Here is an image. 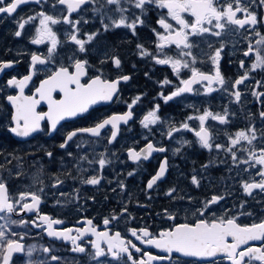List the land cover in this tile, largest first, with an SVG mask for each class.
<instances>
[{
  "label": "flooded vegetation",
  "instance_id": "af4514ba",
  "mask_svg": "<svg viewBox=\"0 0 264 264\" xmlns=\"http://www.w3.org/2000/svg\"><path fill=\"white\" fill-rule=\"evenodd\" d=\"M243 1L248 3L245 4ZM9 2L10 0H5V5ZM226 2L227 0H221L222 4ZM53 4H56L55 8L52 7ZM102 4H104L103 1L87 4L82 6L79 12L72 13L71 19H83V31L78 38L87 39L86 34L98 33L90 43L85 45L86 52H78L76 49L78 46L70 40L71 25L63 22L51 25L57 37L64 39L63 44L67 40L68 45L59 47L58 44L50 57L49 64L36 66V74L25 88V95H32L40 82L57 67L63 65L73 71L71 65L76 59L88 61V76L84 77L82 82L97 75L107 80H116L124 75L131 78L128 81H121L118 86L119 91L111 101H99L91 105L89 110L82 115L62 120L54 132L51 131L50 122L45 121L42 123L44 130L33 133L29 137H18L10 131V128L14 126L12 121L14 108L6 97L18 94L19 89L8 86L7 81L14 77L21 79L29 75L32 55L49 58L48 49L51 44L50 41L43 44L31 43L39 28V17L25 25L20 37H16L14 33L19 30L18 22L26 20L29 16H35L43 11L62 20L63 15H67V10L65 6L56 3V0H40V3H35L33 0V2L19 6L12 15L0 14V61L12 62V67L0 72V164L5 166L0 170V175L7 183L10 197L16 198L20 192L25 191L37 192L41 197V203L33 212L21 211L17 206L19 214L13 213L11 216L13 220H26L28 223L10 226L11 231L18 234L10 238L20 240L25 246L24 252L13 254L10 264H40L41 261H45L46 264H131L125 254H122L121 259H117L107 253V245L104 242L101 246L105 248L106 255L93 259L95 248L91 242L96 240V236L91 232H87L77 240V244L83 246L86 251L84 253L72 251L74 245L71 240L48 235L47 224L40 219L41 216L63 221L61 224H53V229L56 231L72 229L70 233L72 236L79 235L76 229H87L93 226L98 232L107 231L110 236L119 232L123 239L135 243L142 249L141 252H136L135 249L130 248L135 260L147 259L144 253L148 252L154 256L170 257L153 261L152 264H231L224 253H219L215 257H189L177 252L169 254L137 240L131 235V229L147 228L150 233L158 236L160 232L170 230L177 224L194 223L201 218L196 210L203 209L212 196H223L224 199L211 205L202 218L236 216L238 217L237 223L241 225H251L264 220V193L253 190V194L249 196L241 187L242 181H251L253 178L256 181L261 179L256 175L261 166L257 165L249 171H244L249 166L243 163L239 166L233 164L231 154L224 149L217 150L213 147L209 151L201 147L195 132L191 130L181 128L180 131L173 132L171 138L168 137L170 127L180 128L185 122L189 124L190 129L199 130V120H189L190 116L198 117L205 111L222 115L227 110L228 123L221 124L218 120H212L211 117L205 121V127L212 134L213 145L221 144L227 148L230 146L228 139L230 135L234 136L237 131L247 130L254 126L257 139L253 141V145L259 155V149L264 147V137L261 136L264 132V119L260 117V112L264 111V96H254L253 92H264V70L257 69L248 72L249 78L238 86L242 95L237 103L231 95L237 89H233L231 85L238 77L244 75L246 70L250 69L255 59L254 55L248 57L243 55L249 43L240 35L238 41L234 43L236 52L232 53L227 50L219 61V69L227 81L225 85L227 91L213 84L212 87L217 90L207 92V82H202L193 85L192 92L182 93L165 102L164 97L170 95L178 87H182L180 81L188 79L191 72L188 69H182L177 76L169 65L156 64L151 56H144L142 76L138 77L140 72H136V62L143 60L137 48L138 44L143 45L153 55L159 53L155 33L164 32L157 21L165 17L166 10L157 8L158 11H153L151 9L147 16H144L145 23L136 27L133 33L131 29L124 26L113 27L111 20H119L118 12L115 11L114 5H104L101 8ZM242 4L247 5L258 19L263 18L264 6L259 4V0L255 3L242 0ZM95 8H101V12L94 11ZM134 9L135 7L132 11L128 10L129 22L135 19ZM242 15L238 13L239 18H242ZM108 17H111V20ZM186 18L191 22V17ZM102 19L104 23L109 24L107 31L103 29ZM168 22L175 25L172 20ZM228 27L235 28V26ZM256 29L261 32L263 27L258 24ZM246 30L253 34L249 26L239 31ZM199 38L191 37L193 42L199 41L197 43L199 47L192 49L197 57L195 67L206 74H214L216 66L209 57L214 54L218 45L213 39L209 43L212 47L209 48L207 45L204 49V39ZM251 38L254 40L252 41L254 45L257 36ZM164 51L171 56H176L178 52L175 46L166 48ZM113 57L121 60L119 68L113 64ZM241 60L244 61V68L240 67ZM137 77L140 80L136 85ZM165 79L171 83L163 84ZM141 83L144 84V88H138ZM136 87L142 91L137 93ZM54 96L56 99L62 98L61 93H55ZM137 96L140 97L139 101L132 105ZM129 105H132L133 117L127 124L119 123L116 139L111 143L109 140L113 129L111 125H107L101 129L98 137L90 133L78 132L72 141L67 142L66 147H60L65 142L68 133L82 128H92L113 115L125 114L129 111ZM157 105H159L157 114L161 117L162 123L158 122L155 125H149L147 129L144 128L141 121ZM47 110V104L43 102L37 108V111L46 112ZM149 142L154 147H164L167 151L153 152L147 160L141 158L138 163L133 162L128 156V150L140 151ZM241 146H252L242 142L233 149L238 157L246 159L247 153L238 151ZM176 149H179V152L175 151ZM47 152H51L52 157H48ZM68 153L72 155L69 156ZM83 155H87L88 159L93 161L99 160L103 155L111 163L101 169L95 162L88 164L87 161H83L80 162V167L84 171H79L75 165ZM165 159H167L165 175L152 189H148V182L157 174ZM9 170H11V175H9ZM18 172L19 176H17ZM129 172L133 175L129 176ZM37 175L42 183L38 181L34 184L33 179ZM137 175L141 178L142 187L140 188L145 197L137 201L133 198L131 202L135 201L137 206L130 205V212L127 215L126 210L120 208L119 198L121 192L126 193L137 189L132 188L130 184ZM92 176L101 177L100 183L90 185L83 182ZM193 176L199 180V187L192 183ZM57 178L63 183L53 187ZM121 178H125L122 188L120 187ZM173 188L175 191L171 196L167 195ZM27 202L31 203L30 200ZM242 203L243 208L240 207ZM246 213H251V215ZM169 214L176 218L169 219ZM106 218L110 220L108 225L103 223ZM88 220L92 221L91 226L87 224ZM32 221H35V224ZM3 223L4 221L0 220V224ZM137 234L140 235L139 231ZM249 245L260 247L264 245V241H250ZM249 245H242L241 248ZM30 247H33L31 257L27 255V249ZM44 248H49L50 251L44 252ZM52 256L60 259L53 261ZM0 264H3L2 258H0ZM253 264H261V262L254 261Z\"/></svg>",
  "mask_w": 264,
  "mask_h": 264
},
{
  "label": "snow or ice",
  "instance_id": "6c2138e0",
  "mask_svg": "<svg viewBox=\"0 0 264 264\" xmlns=\"http://www.w3.org/2000/svg\"><path fill=\"white\" fill-rule=\"evenodd\" d=\"M30 2H33V0H10V2L5 5V0H0V14L12 15L17 11L19 6ZM34 2L40 3V0H34ZM97 2L98 0H56V3L65 6L67 10V15H63L62 20L59 17H54L41 11L35 16H29L26 20L18 22L19 30L14 33L16 37L22 35V30L25 28L26 24L39 17V28L36 31V36L31 40V43L43 44L46 41H50L51 46L48 49L49 58H41L40 56L32 55L31 72L29 75H25L21 79H16L14 77L7 81L8 86L19 89L18 94L8 95L6 97L7 101L14 108V114L12 115L14 126L10 128V131L16 136L29 137L33 133L43 131L42 123L45 121L50 122L51 131H56L57 125H59L62 120L87 112L91 105L99 101H111L118 93V86L121 81H128L131 78L124 75L118 77L116 80H107L97 75L95 77H89L86 82H82L83 78L88 76V61L76 59L71 65L74 69L73 71H70L69 67L61 65L55 68V70L50 71V74L46 79L40 82L32 95H25V88L29 82L32 81L33 75L36 74V66L38 64H49L51 55L55 52L60 43L51 25L60 24L61 22L71 25L73 31L69 34L70 40L78 46L79 52H86L87 49L85 45L90 43L98 33L86 34L87 39L78 38L79 30L77 25L80 21L71 19V16L72 13L79 12L82 6L96 4ZM255 2L256 0H250V3ZM123 3L131 4L136 9H139L140 15L129 22L128 17L123 15L124 12L128 11L127 8L123 7ZM259 4L264 5V0H259ZM104 5H114L115 11L121 13L119 20H111V17H108L113 27L119 28L124 26L131 29L133 33L138 24L142 25L144 23L141 17L149 10L148 6H155L158 9L166 10V17H170L171 20L175 22L174 25L168 22V19L165 17H161L157 21L164 30L163 33H155L158 39L156 47L159 53L157 55H153L145 49L143 45H137L141 56H151L156 64L169 65L177 76H179L182 69H188L191 72V76L188 79H182L180 81L183 85L182 87H178L170 95L164 97L165 102L180 96L182 93L192 92V86L197 83L207 82V92L217 90L212 87L213 84H217L220 88H225L227 81L219 69V61L225 44L221 42L220 47L216 48L214 54L209 57L216 66L214 74H206L195 67L197 57L193 54L192 49L194 47H199V44L193 42L191 37H203L205 34H208L219 38L225 34L228 26H235L233 31L237 32L240 29H245V26H249L253 34L259 37V39L255 41V45L249 40L248 48L243 53L245 57L250 55H254L255 57L254 62L250 65V69L246 70L244 75L238 77L231 85L233 89H237L231 93L237 103H239L242 95L238 90V86L249 78L248 72L257 69L264 70V34H261V32L256 29L258 24L264 25V18L258 19L257 15L250 11L247 5L242 4V0H227V2L223 4L221 0H104V4L101 5V8H103ZM52 7L55 8L56 4H53ZM101 8H95L93 10L100 13ZM238 13L243 14L242 18L238 17ZM186 15L191 17V22L186 18ZM101 23L103 29L107 31L109 24L104 23L103 19ZM153 31L155 32V29H153ZM244 39L248 40L249 38L245 36ZM172 46H175L178 50L176 56L168 55L164 51L166 48H171ZM208 47L211 48L212 44H209ZM112 62L117 68L121 65V60L118 57H113ZM239 63L240 67L244 68V61L241 60ZM10 67H12V62L0 61V72ZM163 83L169 84L171 82L165 79ZM257 84H259V82H257ZM225 90L227 91L226 88ZM55 93H61L62 98L56 99L54 96ZM253 95L262 97L264 96V92H253ZM139 99L140 97L137 96L136 99L133 100L132 105L136 104ZM42 102L47 104L48 110L46 112L37 111V108ZM132 105H129V111L125 114L113 115L103 120L95 127L82 128L68 133L65 142L62 143L60 147H66L67 142L72 141L73 138L78 135V132L90 133L98 137L100 136L101 129L105 128L107 125H111L113 129L109 140V143H111L116 139L119 123L123 122L127 124L128 121L132 119ZM158 110L159 105L144 116L141 121L144 128L147 129L149 125H155L158 122L162 123L161 117L157 114ZM209 117H211L212 120H218L221 124L229 122L227 110H225L222 115L205 111L203 115L198 117L190 116L188 118L189 120H199V130L190 129L189 124L185 122L180 128L170 127L168 137L171 138L172 133L180 131L181 128L191 130L195 132V136L198 138V143L201 147L209 151H211L213 147L217 150L224 149L231 154L233 164L239 166L240 163H243L249 166L245 168L244 171H249L250 168H255L257 165L261 166L256 172V175L260 176L261 179L256 181L253 178L251 181H242L241 187L249 196L253 194V190H259V192L264 193V147L259 149L258 155L253 145V141L257 139L255 127L252 126L247 130L237 131L234 136L230 135L228 137L230 146L225 148V146L221 144L213 145L212 134L210 130L205 127V121ZM260 117L264 119V111L260 112ZM261 136L264 137V132L261 133ZM242 142H246L247 145L252 146H241L238 149V151L247 153L246 159L238 157L237 152L233 151V149L241 145ZM185 143L188 142L185 141ZM165 151H167L166 148L154 147V145L149 142L146 147L142 148L140 151L129 149L128 156L133 162L138 163L141 158L147 160L153 152ZM175 151L179 152V149ZM46 155L52 157L53 154L47 152ZM68 155L71 156L72 154L68 153ZM83 161H87L88 164L95 162L101 169H103L106 164L111 163V161L105 159L103 155H101V158L97 161L89 160L87 155H83L75 165L79 171H84V169L80 167V162ZM8 163H11V161H8ZM166 164L167 159H165L164 163L160 166L157 174L148 182V189H152L157 181L165 175ZM4 167L3 164H0V170L4 169ZM205 167H207V165H205ZM11 174V170H9V175ZM19 175L20 173L18 172L17 176ZM128 175L131 176L133 173L129 172ZM100 179L101 177L92 176L83 182L90 185H97L100 183ZM38 181L42 183V180H39V175L34 177L33 183L35 184ZM60 183H63V181L57 178L56 184H54L53 187H56ZM192 183L199 187L200 182L196 176L192 177ZM121 187H123V184H121ZM40 191L42 192L43 189L41 188ZM174 191V188L169 190L167 195L171 196ZM222 199H224L223 196H212L211 199L206 202L203 209L196 210L201 218H198L194 223L177 224L170 230L160 232L158 236L150 233L147 228L139 230L131 229V235L142 243L162 249L169 254L177 252L189 257H215L219 253H224L227 259L231 261V264H253L254 261H259L261 264H264V245L260 247L249 245L250 241H264V220H261L259 223H252L251 225H241L237 223L238 217L236 216L215 217L213 213L215 217L213 219L202 218L205 212L210 209L211 205L217 204ZM29 200L31 203L27 202ZM40 203L41 197L37 192L25 191L20 192L16 198L10 197L7 183L4 177L0 175V214H2L0 215V220L4 221L3 224H0V258H2L3 264H10L14 253L25 251V246L20 240L10 238L18 235L16 232L11 231L10 226L27 224L28 221L13 220L11 219L12 214H19V212H17V206H19L21 211L26 210L27 212H33ZM240 207H244L243 203ZM246 214L251 215V213ZM168 218L174 220L176 217L169 214ZM40 219L47 224L49 236L71 240L74 245L72 248L74 252L84 253L86 251L83 246L77 244L78 239L87 232H91L95 235L96 240L91 242L95 248L93 259L106 255L105 248L101 246L102 242L107 245V253H110L117 259H121L122 254H125L127 259L131 261V264H152L153 261L170 258L154 256L151 253L145 252L144 256L147 257V259L142 258L140 260H135L132 257L130 248L135 249L136 252H141L142 249L137 247L135 243L123 239L119 232L110 236L107 231L98 232L93 226L87 229H76L75 231L79 235L72 236L70 235L73 231L72 229H66L64 231H56L53 229V224H61L63 221L59 219L53 220L48 216H41ZM113 219H115V217H113ZM32 223L35 224V221H32ZM103 223L104 225H108L110 220L106 218ZM87 224L91 226L92 221L88 220ZM138 231L140 235L137 234ZM229 238H231V242H229ZM21 239H23V236H21ZM242 245L249 246L242 249ZM43 251L49 252L50 249L44 248ZM32 253L33 247L28 248L27 255L31 257ZM51 259L55 261L60 258L52 256ZM40 264H46V262L41 261Z\"/></svg>",
  "mask_w": 264,
  "mask_h": 264
},
{
  "label": "rangeland",
  "instance_id": "374dc122",
  "mask_svg": "<svg viewBox=\"0 0 264 264\" xmlns=\"http://www.w3.org/2000/svg\"><path fill=\"white\" fill-rule=\"evenodd\" d=\"M98 1H100V2H104V0H98ZM245 4L246 3H248V2H245V1H243ZM264 6V5H263ZM123 7H125V8H127L129 11H132V8H134V6L133 5H131V4H127V3H123ZM149 7V10L147 11V13L152 9L153 11H158V9L157 8H154L155 6H148ZM147 13L146 14H144L142 17H141V19H144V16L146 17L147 16ZM129 13H128V11H126V12H124L123 13V15H125V16H127ZM133 14H134V16L136 17V16H139L140 15V10L139 9H134L133 10ZM120 15H121V13H119L118 12V17L120 18ZM262 15H263V18H264V8H263V10H262ZM165 17H166V15H165ZM186 17H187V15H186ZM168 20H171V18L170 17H166ZM74 20H79L80 21V23L77 25V28H78V30H79V32H78V36L80 37V35H81V33H82V31H83V19L82 18H76V19H74ZM144 21V20H143ZM145 23V22H144ZM139 25H141V24H138L136 27H138ZM146 26H148V25H146ZM262 27H263V30L261 31V34H264V25H262ZM71 31H73V29H72V26H71ZM65 32H67V31H65ZM241 35V37H245V36H247L249 39L248 40H246V41H248V43H249V40L252 42V41H254L251 37H255L253 34H252V32H250V31H248V30H246V31H233V29H230L229 27L227 28V30H226V32H225V34L224 35H222L221 37H215V38H213L214 40H215V44H217L218 45V47L217 48H219L220 47V44H221V42H223L224 44H225V46H224V49H223V51H222V53H221V57H224V54H226V51L227 50H230V52H232V53H235L236 52V50H235V48H234V43H236L237 41H238V37ZM58 38V40L60 41V43H59V47H62L63 45H68L67 44V40H65L66 41V43L65 44H63V38H59V37H57ZM199 39H204V44H205V47H204V49L207 47V45H209V43H210V41L211 40H213L210 36H208V34H205V36H203V37H200ZM257 39H259V37H257ZM256 39V40H257ZM255 40V41H256ZM229 42H231V46H229ZM195 43H199V41H196ZM254 45H255V43H254ZM58 47V46H57ZM229 47V48H228ZM228 48V49H227ZM77 50H78V47L76 48ZM63 50H65V49H63ZM79 52V51H78ZM141 56V55H140ZM142 57V59L143 60H140L141 62H136V69H137V71L136 72H140V74L138 75V77H141L142 76V70H143V65H144V62H145V60H144V56H141ZM138 77L136 78V85H137V83H138V81L140 80V79H138ZM164 84V83H163ZM135 85V86H136ZM144 88V84H139V86H138V88ZM137 88V87H136ZM137 88V89H138ZM142 90L141 89H138V90H136V92L137 93H139V92H141ZM182 180H183V178H182ZM125 182V178H121L120 179V183L122 184V182ZM131 187L133 188V187H135V188H137L135 191H128V192H124V193H122L121 192V194H120V198H119V203H120V208L121 209H125L126 210V212H127V215H129V212H130V210H129V206L131 205V206H137V203L134 201V202H131V200L134 198L136 201L137 200H141V199H144V197H145V194H144V192H143V190L140 188V187H142L141 186V178H140V176L138 177V175H137V177H135V179L134 180H132L131 181ZM121 187V186H120ZM122 188V187H121Z\"/></svg>",
  "mask_w": 264,
  "mask_h": 264
},
{
  "label": "water",
  "instance_id": "95a60500",
  "mask_svg": "<svg viewBox=\"0 0 264 264\" xmlns=\"http://www.w3.org/2000/svg\"><path fill=\"white\" fill-rule=\"evenodd\" d=\"M82 114H83V113L78 114L77 116H80V115H82ZM77 116H75V117H77ZM75 117H68V119H69V118H75Z\"/></svg>",
  "mask_w": 264,
  "mask_h": 264
}]
</instances>
